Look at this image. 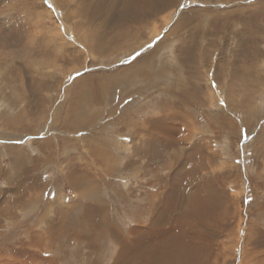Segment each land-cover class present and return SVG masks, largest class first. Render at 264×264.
I'll return each instance as SVG.
<instances>
[{"label": "rangeland", "instance_id": "1", "mask_svg": "<svg viewBox=\"0 0 264 264\" xmlns=\"http://www.w3.org/2000/svg\"><path fill=\"white\" fill-rule=\"evenodd\" d=\"M140 1L0 0V264H115L175 208L201 264H264V0Z\"/></svg>", "mask_w": 264, "mask_h": 264}, {"label": "bare ground", "instance_id": "2", "mask_svg": "<svg viewBox=\"0 0 264 264\" xmlns=\"http://www.w3.org/2000/svg\"><path fill=\"white\" fill-rule=\"evenodd\" d=\"M139 2H141V1L139 0ZM156 2H158L159 6H158V9H156L157 7L155 8L156 11H154V12L160 13V11L163 8L165 9L166 6L164 7V3H161L162 1H160V0H156ZM153 4H154V2H153ZM139 9H141V8L139 7ZM146 10H148V9H146ZM120 17L121 18L119 19V21H121V26L127 22L134 23L135 21L137 22L138 20H143V19L148 18L146 12H144L143 14H139V13L136 14V18H134L135 17L134 13H133V15L128 16V17H126V15L123 16L121 14ZM138 32H139L138 29L136 31H134V28L132 25V27H130V28L128 27L127 30H123L121 32V34H118V35H117L118 30H116V32H115L116 36L113 39L114 43L111 41V42H109L110 44H101V42L100 43L98 42L99 40H97V39L95 40L93 37L90 39L88 37V39H89L88 44H89V46H93V48H91L92 50L98 51L99 54H102L103 51L109 50L110 48H114V47L118 48V47L122 46L123 44H125L126 41L133 40V41L140 42L139 36H138L139 38L134 37V35L139 34ZM96 41L98 42V44L96 43ZM90 43H91V45H90ZM134 69H140V67L139 68L136 67ZM121 75H127V73H124ZM97 81L98 80H95L94 78H91V77H87V78L85 77L84 79H80L79 81L76 82L75 85H73L74 87L72 88L71 93H73L74 88L81 89V88H84V86H85V88L87 86V87H90L92 90H94L96 88L95 83ZM97 93L98 92H95L94 94H95V101L98 102L100 98L97 95ZM80 98H81V96H80ZM77 109H78V107H76L74 111L70 112L71 114L69 116L67 115V118L64 121L66 124H84V123H87V120L84 121V119H80V117L77 118L78 116L77 117L75 116L78 112ZM80 111H82V109H80ZM6 118H7V116H6ZM14 119L15 120H12L11 122H8L7 124H9L10 126L12 125V127H14L13 125L18 124V122H19L18 120H22L20 117H15ZM27 122H28V119H27ZM168 130H169L168 128H166V127L164 128L165 133H167ZM203 191H201V192L203 193ZM199 194L195 195L192 199H190V201L192 203V205H191L192 208L189 209L187 218H189L190 222L187 220V223H190L193 225H205V226L210 225L212 227H215V231H217L218 221H223V220H225L226 217H225L223 212L217 214L215 217L216 208L212 207L209 204V200L207 199V197L201 198V194L200 195ZM168 207H170V206H168ZM216 207H217V205H216ZM101 208H102V206H101ZM175 212H176V208L174 209L173 213L170 212L171 214H170L169 218H168L166 210H164V212L162 213L163 215L162 214L160 215L161 217H163V219L161 221H167L166 219H170L169 222L172 223V225H170L171 226L170 230L159 229L156 231V234H154V231H153L154 227L150 226L151 227L150 231L146 229L147 231L144 233V238H142V239H145L144 241H134V240H132V238L127 239V238H125L127 235L125 237H123L124 234H123V236L118 235L119 236V238H118L119 242L118 241L117 242L120 245L119 248L121 247L120 250H123L124 253H121L118 255V260L115 264H148V262L146 261L147 259L153 260L152 264H199L200 263L199 261H201L200 256H194V255L195 254H201V252L197 253V251H199V248L195 247L196 243H194L189 237H187L186 233H183L182 229H180L183 226L184 218L175 219V216L177 214H180V213L174 214ZM179 217H182V216H179ZM210 218L215 219L214 224H212L213 222L209 221ZM157 220H159V219H157ZM91 227H93V226H91ZM133 230H135V229H133ZM130 231H129V234H130ZM150 239H152L154 241L150 242L149 241ZM117 244H116V246H117ZM162 257H164V258H162ZM204 264H206V263H204Z\"/></svg>", "mask_w": 264, "mask_h": 264}]
</instances>
